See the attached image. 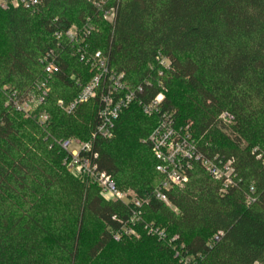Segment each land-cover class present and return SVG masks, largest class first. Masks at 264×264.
Wrapping results in <instances>:
<instances>
[{
  "label": "trees",
  "instance_id": "trees-1",
  "mask_svg": "<svg viewBox=\"0 0 264 264\" xmlns=\"http://www.w3.org/2000/svg\"><path fill=\"white\" fill-rule=\"evenodd\" d=\"M107 4L117 7L114 23L87 0H42L35 11H0V264H264V0ZM74 25L94 29L88 54L101 52L132 88L143 87L144 102L164 93L162 112L172 114L179 128L192 122L202 153L234 160L239 182L226 193L196 164L188 184L169 191L170 206L151 199L144 223L164 230L166 240L148 235L142 223L139 238L116 241L112 233L128 209L105 200L97 186H87L63 165L55 142L88 141L97 124L95 103L72 116L57 106L73 101L94 75L64 39L57 47L55 32ZM51 49L59 50L51 92L25 117L6 105L3 88L36 92L45 77L41 59ZM180 86L193 95H183ZM43 112L50 116L45 126L39 121ZM223 113L232 123L220 120ZM158 123L159 116H147L134 103L122 113L114 137L95 143L99 169L118 189L132 187L145 196L161 183L147 143ZM249 196L256 202L249 205ZM89 217L101 230L86 247ZM112 246L128 255L108 257Z\"/></svg>",
  "mask_w": 264,
  "mask_h": 264
},
{
  "label": "built area",
  "instance_id": "built-area-1",
  "mask_svg": "<svg viewBox=\"0 0 264 264\" xmlns=\"http://www.w3.org/2000/svg\"><path fill=\"white\" fill-rule=\"evenodd\" d=\"M42 0H0V11L23 8L35 11ZM103 13V18L109 23H114L117 7L108 6V0H87ZM93 28H79L74 25L66 31H57L54 34L58 49L63 39L71 46L74 52L80 56L81 61L90 65L93 77L86 85H81V91L71 102L58 101V108L68 116L76 113L82 105L95 103L97 106V124L91 133L90 139L84 141L80 138H68L56 141V145L64 154L63 165L66 169L79 177L88 185H95L100 189L101 195L107 201L123 204L129 211L126 220L119 221L120 229L113 232L116 241L128 238H139L138 226L144 223L145 208L152 198L170 206L168 193L173 188L185 187L196 164L205 169L210 176L222 185L221 192L237 187L238 175L233 159L226 160L215 156L210 158L202 153L193 139L189 127L179 128L172 114L162 112V104L165 101L164 93H160L149 102L141 98L143 87L132 88L124 73H118L109 67L108 58L101 52L89 55L87 41ZM59 51V50H58ZM58 51L49 50L41 59V65L45 69V77L36 84V92L19 94L17 91L6 90L7 106H11L25 117H32L46 102L51 92L50 83L58 71ZM166 59L161 60V65H166ZM169 69V68H164ZM1 81V76H0ZM139 103L144 113L149 116H159V123L147 139L155 159L157 160V172L162 176V181L153 193L141 196L135 190L121 191L114 183L113 178L99 169V153L95 149L98 140H110L114 137L115 128L122 113L132 104ZM220 120L232 123V116L223 113ZM42 125H48L50 116L43 112L39 115ZM261 158V156H260ZM253 192V189L251 190ZM248 204L256 202L252 196L248 197ZM117 220L116 217L113 218ZM148 235L156 236L160 241L166 240L164 230L153 224L143 225ZM223 233L217 234L212 244L218 242ZM178 237L172 239L177 240ZM171 241V242H172ZM184 247V246H182Z\"/></svg>",
  "mask_w": 264,
  "mask_h": 264
},
{
  "label": "rangeland",
  "instance_id": "rangeland-1",
  "mask_svg": "<svg viewBox=\"0 0 264 264\" xmlns=\"http://www.w3.org/2000/svg\"><path fill=\"white\" fill-rule=\"evenodd\" d=\"M166 65H168V62H166ZM181 88V91L183 92V95L184 94H188V95H191L190 91H188L184 86H180ZM193 95V93H192ZM191 95V96H192ZM189 125L187 127H190L192 122L190 121V123H188ZM76 138V137H75ZM258 150V148H256ZM69 172V171H68ZM150 174V173H149ZM87 186H92V185H88L86 184ZM124 189H122L121 191H127V190H134L132 187L130 189H128L127 187H123ZM154 220V219H153ZM87 233H86V237H85V242H84V245L87 247L89 246L91 243H92V239L97 232H99V230H101V225L93 220V218L89 217L87 218ZM141 236V232L139 234ZM134 239V238H132ZM130 239V240H132ZM148 248H149V245H146L144 246L142 249L145 251V252H148ZM108 254V257L112 258V257H118V258H123L124 256H127L128 255V250L124 249V248H119L117 246H112L111 249L107 252Z\"/></svg>",
  "mask_w": 264,
  "mask_h": 264
}]
</instances>
